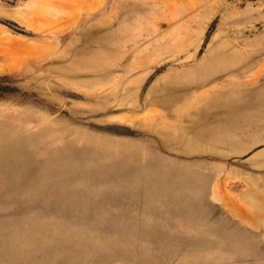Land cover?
<instances>
[{
    "label": "rangeland",
    "instance_id": "obj_1",
    "mask_svg": "<svg viewBox=\"0 0 264 264\" xmlns=\"http://www.w3.org/2000/svg\"><path fill=\"white\" fill-rule=\"evenodd\" d=\"M0 264H264V0H0Z\"/></svg>",
    "mask_w": 264,
    "mask_h": 264
},
{
    "label": "crops",
    "instance_id": "obj_2",
    "mask_svg": "<svg viewBox=\"0 0 264 264\" xmlns=\"http://www.w3.org/2000/svg\"><path fill=\"white\" fill-rule=\"evenodd\" d=\"M1 161V160H0Z\"/></svg>",
    "mask_w": 264,
    "mask_h": 264
}]
</instances>
